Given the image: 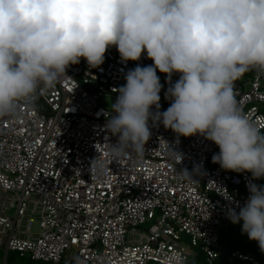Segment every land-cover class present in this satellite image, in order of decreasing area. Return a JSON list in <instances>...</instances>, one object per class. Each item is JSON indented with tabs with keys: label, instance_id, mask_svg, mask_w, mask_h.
Listing matches in <instances>:
<instances>
[{
	"label": "built area",
	"instance_id": "1",
	"mask_svg": "<svg viewBox=\"0 0 264 264\" xmlns=\"http://www.w3.org/2000/svg\"><path fill=\"white\" fill-rule=\"evenodd\" d=\"M152 63L144 54L125 64L110 47L99 67L81 58L68 77L0 118V264L11 251L55 264L66 256L71 264L76 257L82 264H189L200 252L209 264L225 253L235 262L263 264L227 250L221 232L229 225L227 210L244 206L246 185H264V179L212 163L219 152L214 142L195 135L177 144L176 134L159 124L151 127L142 157L108 154L117 137L104 128L111 109L100 98L114 103L113 90L126 83L128 70ZM253 71L235 81L234 90L243 113L263 132L264 71ZM166 141L184 154L181 164L167 153ZM94 159L104 162V172L91 167ZM196 164L204 173L197 182L178 175Z\"/></svg>",
	"mask_w": 264,
	"mask_h": 264
},
{
	"label": "clouds",
	"instance_id": "2",
	"mask_svg": "<svg viewBox=\"0 0 264 264\" xmlns=\"http://www.w3.org/2000/svg\"><path fill=\"white\" fill-rule=\"evenodd\" d=\"M113 46L125 64L144 54L153 63L128 70L126 83L113 90L104 125L117 137L108 147L112 158L142 157L151 127L162 124L177 144L195 135L214 142L212 163L221 169L264 179V132L234 90L246 72L264 71V0H0V118L68 77L81 58L99 67ZM157 70L169 84L163 112ZM167 153L176 165L185 158L169 144ZM91 167L105 171L103 161ZM177 173L189 183L204 175L199 164ZM246 187L244 206L229 208L227 218L242 221L241 233L264 253V185Z\"/></svg>",
	"mask_w": 264,
	"mask_h": 264
},
{
	"label": "trees",
	"instance_id": "3",
	"mask_svg": "<svg viewBox=\"0 0 264 264\" xmlns=\"http://www.w3.org/2000/svg\"><path fill=\"white\" fill-rule=\"evenodd\" d=\"M254 75V71L250 70L246 72L237 82H244L248 78H251ZM160 77V82L166 77V74L160 73L158 74ZM173 79L178 80L179 74H174ZM264 79V76H263ZM160 104L163 106H170L165 100L164 96L161 94ZM264 132V131H263ZM241 225L240 224H233L229 221V225L226 229L221 232V243L227 250H235L239 249L246 254L253 255L257 259H259L264 264V253H261L258 244L256 241H250L246 234L241 233ZM32 262V260L30 259ZM189 264H209L204 253L200 252L198 256ZM211 264H249L247 262H235L232 261L225 253L223 256L217 258Z\"/></svg>",
	"mask_w": 264,
	"mask_h": 264
},
{
	"label": "rangeland",
	"instance_id": "4",
	"mask_svg": "<svg viewBox=\"0 0 264 264\" xmlns=\"http://www.w3.org/2000/svg\"><path fill=\"white\" fill-rule=\"evenodd\" d=\"M160 74L159 70H157V75ZM176 80L172 78V82L174 83ZM161 84L163 85L162 89H161V92H160V95L162 94L164 96V100L170 104V100L168 99H165V93L169 87V84L166 82V77L162 80ZM100 103L107 107V108H110L111 104L113 103V100L110 98V97H101L100 98ZM161 107L163 109H167L169 107L168 106H163L161 105ZM262 183L264 184V180H262ZM38 230V226L35 225L33 227V231H37ZM4 256V252L2 251L0 253V257L2 258ZM0 258V261H2ZM7 264H55V263H52V262H45V261H30V258H28L27 256L26 257H21L17 252L15 251H11L9 253V256H8V261H7ZM58 264H71V263H67V256L64 258L63 261L59 262Z\"/></svg>",
	"mask_w": 264,
	"mask_h": 264
}]
</instances>
